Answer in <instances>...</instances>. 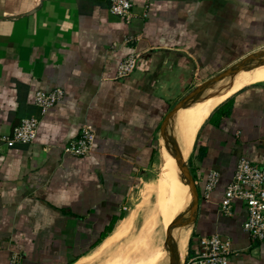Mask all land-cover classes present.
Listing matches in <instances>:
<instances>
[{
	"label": "crops",
	"instance_id": "0c3cea01",
	"mask_svg": "<svg viewBox=\"0 0 264 264\" xmlns=\"http://www.w3.org/2000/svg\"><path fill=\"white\" fill-rule=\"evenodd\" d=\"M132 1L125 21L110 0H0V264H74L123 222L129 228L131 216L120 218L125 199L152 163L173 97L206 71L264 48V0ZM128 55L135 68L120 76ZM263 81L223 100L186 157L199 202L183 263L200 237L218 234L234 249L224 264H264V241L243 228L245 203L235 200L232 215L220 211L241 157L264 169ZM56 87L65 96L42 115L34 142L9 147L3 137L40 115L35 93ZM85 124L94 145L76 156L66 146ZM210 170L220 181L207 196ZM119 242L98 256L115 249L112 257L125 258Z\"/></svg>",
	"mask_w": 264,
	"mask_h": 264
},
{
	"label": "bare ground",
	"instance_id": "6f19581e",
	"mask_svg": "<svg viewBox=\"0 0 264 264\" xmlns=\"http://www.w3.org/2000/svg\"><path fill=\"white\" fill-rule=\"evenodd\" d=\"M254 52L245 56L229 70L197 86L186 95L187 97L185 96L186 98L183 97L177 107L167 116L159 135L162 175L156 188L159 196L158 210L162 220L161 234L163 235L158 240L162 239V243H156L153 249L149 246L147 254L141 252L139 256H145V258L137 264H171L174 254L179 258V264L183 263L187 253L188 236L193 226L196 202L194 188L185 167L186 157L194 147L200 126L230 95L227 83H231V80L235 79L234 77L238 74H249L252 82L264 80V69L257 70V66L261 67L264 62V48ZM170 141L179 148L180 153L173 148ZM127 228L128 224L125 221L97 248L92 257H89L91 255L85 256L86 258L83 257L74 264H87L100 253L113 248L122 236L125 237L123 234ZM137 248L134 244L127 246L125 256L124 254L122 256L129 259L127 257L131 253L137 254ZM125 258L121 260L116 258L114 261H105L101 264H128Z\"/></svg>",
	"mask_w": 264,
	"mask_h": 264
},
{
	"label": "built area",
	"instance_id": "2783aa9c",
	"mask_svg": "<svg viewBox=\"0 0 264 264\" xmlns=\"http://www.w3.org/2000/svg\"><path fill=\"white\" fill-rule=\"evenodd\" d=\"M132 0H110L111 13L118 15L125 21L133 18ZM136 60L133 55L125 57L118 65V74L125 76L133 71ZM65 90L56 87L50 91L39 90L35 93L34 104L40 108V115H31L21 119L11 134L3 139L9 147L17 144L33 143L42 115L61 101ZM95 132L92 126L83 125L77 138L71 140L66 151L76 155L88 154L94 145ZM220 181V173L210 170L205 184V194L208 196ZM235 200H241L247 208V217L243 228L254 239L264 241V169L246 157L238 160L234 175L225 189L224 197L220 204V211L225 215H232ZM234 253L231 242L218 234L202 236L196 251L188 254L183 264H224ZM11 264H18L17 257H13Z\"/></svg>",
	"mask_w": 264,
	"mask_h": 264
},
{
	"label": "rangeland",
	"instance_id": "374dc122",
	"mask_svg": "<svg viewBox=\"0 0 264 264\" xmlns=\"http://www.w3.org/2000/svg\"><path fill=\"white\" fill-rule=\"evenodd\" d=\"M256 50L250 51L248 54L253 53ZM255 53V52H254ZM246 54V55H248ZM245 55V56H246ZM243 57H239L236 61L232 64H225L219 66L216 70L206 71V73L198 79L195 83H190V85L186 88V90L177 96L173 97V102L169 104V107L164 114L163 120L165 116L174 108V106L187 94H189L192 90H194L199 84L206 83L208 79L211 77L223 73L226 69L232 67L236 63H238ZM238 61V62H237ZM264 61V60H263ZM261 64V63H260ZM263 65V66H262ZM260 66V65H258ZM257 66V70L264 69V62L261 64V67ZM214 78V77H213ZM235 79L231 80V83H227V89L231 92L236 91L237 89L251 84L252 81L249 79V74H238V76L234 77ZM248 78V79H247ZM244 81V82H243ZM264 82V81H263ZM260 83V82H258ZM242 85V86H241ZM236 86V87H235ZM162 120V121H163ZM161 127V126H160ZM160 129V128H159ZM160 130H158L157 136H155L156 141L154 142V151L155 154L152 159V163L148 167V170L143 175V179L137 183V185L129 192L127 198L124 202L123 207V216H132V222L126 232L125 237L117 244L115 247L117 251H124L127 246L135 245L137 248L136 253L133 256L136 258L138 257L139 260L135 262L137 264L139 261H142L145 256L141 255V252L144 254L149 253V246L155 247V244H161V240H158L160 237L162 238V222L160 216L157 211V202L159 204V196L157 191L155 190V186L160 181L162 171L160 167V154L158 148V138H159ZM190 157L186 160V164L188 165L192 175L194 169L192 168ZM194 177V175H193ZM196 183V182H195ZM155 227V228H154ZM142 233V234H141ZM162 235V236H161ZM141 246V247H140ZM119 249V250H118ZM112 249L110 252L106 253L105 255L95 257L94 259L90 260L87 264H101L105 260H114L116 256H111L115 251ZM142 250V251H141ZM148 251V252H147ZM96 250H92L86 256L92 257ZM133 254V253H131ZM86 258V257H85ZM94 260V261H93ZM95 262V263H94Z\"/></svg>",
	"mask_w": 264,
	"mask_h": 264
},
{
	"label": "water",
	"instance_id": "95a60500",
	"mask_svg": "<svg viewBox=\"0 0 264 264\" xmlns=\"http://www.w3.org/2000/svg\"><path fill=\"white\" fill-rule=\"evenodd\" d=\"M227 70H229V68L228 69H226V71ZM187 97V96H186ZM185 97V98H186ZM180 102V101H179ZM178 102V103H179ZM177 103V104H178ZM177 104L174 106V108L170 111V112H172L176 107H177ZM169 112V113H170ZM167 116V115H166ZM166 116H165V118H164V120L166 119ZM162 125H163V121H162V124H161V127H162ZM172 144H173V148H175L176 149V151L178 152L179 151V153H180V150H179V148H177L176 146H175V144L172 142V141H170ZM181 155V154H180ZM185 167L187 168V173L189 174V176H190V179H191V182H192V185H193V188H194V192H195V196H196V202H195V214H196V210H197V206H198V202H199V192H198V188H197V185H196V183H195V179H194V177H193V175H192V173H191V171H190V169H189V167H188V165L187 164H185ZM195 218V217H194ZM194 221V220H193ZM179 258L177 257V255H173V257H172V262H171V264H179Z\"/></svg>",
	"mask_w": 264,
	"mask_h": 264
},
{
	"label": "trees",
	"instance_id": "16d2710c",
	"mask_svg": "<svg viewBox=\"0 0 264 264\" xmlns=\"http://www.w3.org/2000/svg\"><path fill=\"white\" fill-rule=\"evenodd\" d=\"M211 121H212V119H211ZM205 153H206V149H205L204 152L202 153V156H204ZM123 217H124L123 215L120 216V218H123ZM116 219H117V218H115V220L113 221V223L116 221ZM113 228H114V224H111V225L107 228V231L102 233L101 237H100L99 240L94 244L93 247L97 246L100 242H102L103 239H105V238L109 235V233L113 230ZM191 241H192V240H190V242H191ZM191 248H192V247L190 246V249H189V252H190V253H189V254H191Z\"/></svg>",
	"mask_w": 264,
	"mask_h": 264
}]
</instances>
